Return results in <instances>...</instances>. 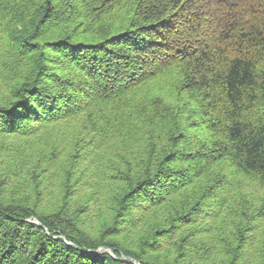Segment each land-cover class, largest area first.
I'll return each mask as SVG.
<instances>
[{
  "label": "trees",
  "instance_id": "1",
  "mask_svg": "<svg viewBox=\"0 0 264 264\" xmlns=\"http://www.w3.org/2000/svg\"><path fill=\"white\" fill-rule=\"evenodd\" d=\"M0 264H264V0H0Z\"/></svg>",
  "mask_w": 264,
  "mask_h": 264
},
{
  "label": "water",
  "instance_id": "2",
  "mask_svg": "<svg viewBox=\"0 0 264 264\" xmlns=\"http://www.w3.org/2000/svg\"><path fill=\"white\" fill-rule=\"evenodd\" d=\"M34 223H35L37 226H40V224H39L37 221H34ZM99 251L102 252L103 249H100Z\"/></svg>",
  "mask_w": 264,
  "mask_h": 264
}]
</instances>
